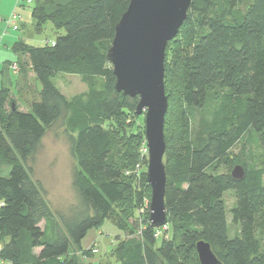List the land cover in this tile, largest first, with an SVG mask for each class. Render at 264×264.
<instances>
[{
    "label": "trees",
    "instance_id": "trees-1",
    "mask_svg": "<svg viewBox=\"0 0 264 264\" xmlns=\"http://www.w3.org/2000/svg\"><path fill=\"white\" fill-rule=\"evenodd\" d=\"M218 1L224 10L214 14L217 0H191L189 15L175 36L195 27L187 56L174 57L171 68L181 84L182 126L188 132L198 116L200 136L197 141L184 138L177 153L170 149L169 103L163 123L164 202L170 232L166 238L154 236L156 228L140 218L137 196L129 195L135 186L128 181L132 174L125 163L139 137L130 135L120 157L102 126L105 120L122 124L121 117L135 113L138 102V97L115 90L106 60L129 0L36 1L31 10L36 30L49 22L56 34L64 33L44 46L14 42L11 50L18 73L5 67L9 62L3 66L5 74L10 69L15 76L16 86L23 73L18 63L24 58L40 88L27 111L14 105L6 110L8 83L0 89V164L8 168L7 174L0 172V264H84L83 257L92 254L80 243L88 230L105 221L123 234L111 251L114 264H200L195 248L199 241L209 244L219 264H264V247L255 237L256 220L264 218V166L241 167L243 176L238 180L216 172L247 133L256 136L264 160V0ZM20 6L24 5L15 0V8ZM21 26L20 22L17 29H7L3 37ZM4 30L5 26L0 34ZM165 58L166 50L164 62ZM169 72L164 70L167 99ZM59 74L101 82L98 88L89 84L84 95L68 99L53 81ZM55 125L68 139L74 161L72 185L82 205L69 217L52 212L26 168L46 131ZM144 184L149 188L146 177ZM227 192L235 200L228 210ZM227 212L237 229L233 235Z\"/></svg>",
    "mask_w": 264,
    "mask_h": 264
},
{
    "label": "rangeland",
    "instance_id": "rangeland-1",
    "mask_svg": "<svg viewBox=\"0 0 264 264\" xmlns=\"http://www.w3.org/2000/svg\"><path fill=\"white\" fill-rule=\"evenodd\" d=\"M36 1L37 0L30 5L20 6L19 9L24 12L25 17V13L27 14V18L24 19L26 21L22 24V28L16 32L15 38L16 40L19 36L27 38L24 36L28 35L31 36V39H26L29 44L34 46H44L45 41H52L56 38V36H60L64 32L61 31V34H56L49 22H46L39 30H36L34 21L31 18V10ZM221 10H224V5L222 1L217 0L213 13L219 14ZM238 11H243V6H239ZM187 15H189V12H187ZM193 16L196 17V15ZM224 16L227 21L229 20L233 22L232 17H229L227 14H224ZM194 32L195 27H193L191 31L187 29L186 32H182L177 37L170 40L165 49L166 58L164 62V70H170V82L168 85L169 98L167 99V102L168 104H171L167 125V143L170 145V149L176 153L181 150V147L184 144V138H186L187 141H197L200 136V129L197 127L200 118L196 116V114V117H194L193 121H191V125L188 128L190 130H188V132L182 126V124H184L183 111L185 110L181 101V84L178 75H176L175 69L172 70L171 68L174 57L187 56ZM7 41L11 40L4 39L2 45L0 46V89L3 88V79L6 75L10 92V96L8 95L6 110H8L11 105H14L18 110L22 111L29 109L31 99L36 98L40 86H38L39 84L34 81L33 74L24 58H21L18 63L19 67H22L23 75H19L17 87L14 85L16 78L10 69L14 64L15 55L10 47L12 41L10 44H8ZM52 44L53 43H51V45ZM6 61L10 63L8 64L10 69H7L5 74L3 63ZM17 73L18 70L16 74ZM53 81L60 93L68 99L84 95L88 91L89 84L95 89L98 88L101 82L100 79L95 78L89 79L87 82L79 76L67 74H59L55 79H53ZM121 119L123 120L122 124L116 125L111 123L110 120H105L103 121L102 126L110 134L113 141V150L114 152H119L118 156L120 157L126 150L124 149V146L129 143L131 138L130 135L135 134L139 137V145L132 152V158L125 163V168H128L129 170L127 173L131 172L132 174L131 179L128 181L130 184L135 186L131 188L129 195L132 199L134 195L137 196V206H141L139 209L143 210L140 218L143 220V223H146L148 222L150 188H146L145 184L143 185V179L146 177L148 164V152L144 153L141 151L143 146H146L144 139L143 116H137L134 112H127L121 117ZM180 132L182 135H179ZM114 152L112 151V155H115ZM162 161L165 163L164 157ZM236 166H241L243 168H256L264 166L261 150L258 146L256 136L253 133H247L223 157L221 163L218 167H216V172L231 173ZM26 168L29 171L32 180L41 187L44 198L48 202L54 214L57 213L65 217H69L73 211H80L82 209L79 197L72 185L74 161L70 155V145L66 135L58 125H55L46 131L36 153L27 162ZM7 171L8 168L4 164H0V172L7 174ZM224 202L227 210L234 206L235 200L232 193L227 192L224 195ZM226 215L229 232L233 235L237 231L236 226L231 223L228 212ZM135 218L136 216L132 219L135 221ZM131 221L132 220H129L128 222L130 223ZM135 222L136 225H138V220ZM168 230L167 234H170ZM255 237L259 241L260 245L264 247V218L261 216H258L256 220ZM110 246L111 244L109 242L105 244L103 243V240L101 242L99 241L98 248L94 246L98 249V252L83 258L82 261L84 264H87L89 259L92 257L91 264H96L97 262L95 263V261L97 260L98 264H104V261H110L114 264V259L111 255H109Z\"/></svg>",
    "mask_w": 264,
    "mask_h": 264
},
{
    "label": "water",
    "instance_id": "water-1",
    "mask_svg": "<svg viewBox=\"0 0 264 264\" xmlns=\"http://www.w3.org/2000/svg\"><path fill=\"white\" fill-rule=\"evenodd\" d=\"M191 0H129L126 11L115 26L106 52L115 77V90L124 96L138 97L135 114L142 115L148 152L146 183L150 188L148 221L152 228L166 224L163 165L164 117L167 97L164 91V57L167 43L178 33L186 19ZM7 87L4 76L3 88ZM238 180L241 166L230 173ZM200 264H219L207 242L196 243Z\"/></svg>",
    "mask_w": 264,
    "mask_h": 264
},
{
    "label": "crops",
    "instance_id": "crops-1",
    "mask_svg": "<svg viewBox=\"0 0 264 264\" xmlns=\"http://www.w3.org/2000/svg\"><path fill=\"white\" fill-rule=\"evenodd\" d=\"M12 12H16L17 14L20 15L21 25L25 23L24 21H26V20H24V19L27 18V14L25 13V15H26V17H25L24 12L22 10H20L19 8H15V1L14 0H0V32L2 31V29L4 27L3 21L8 16H10ZM10 34L3 37V39L0 38V46L2 45V42L4 39L11 40L12 41L11 46L14 42H16L18 40L28 42L26 39L27 38L31 39V36L26 35L24 37H27V38H23V36H19L16 40V38H15L16 33H10ZM11 41H7L8 44H10ZM6 62L3 63V66L6 65ZM5 67L7 68L8 64ZM17 84H16V86H17ZM27 110L28 109L22 110V111H27ZM122 238H123L122 232L120 230H118L115 226H113L111 223L105 221L98 229L88 230L85 234V237L82 239L80 246H81L82 250H88L90 247H93V246L98 248L99 241L101 242L103 240V243L106 244L107 242H109L111 244L110 253H109V255H111V251L114 249V247L117 243V239H122ZM91 263H92V257H91V259H89L87 264H91ZM95 263L98 264V260L95 261ZM103 263L104 264H112L110 261H104Z\"/></svg>",
    "mask_w": 264,
    "mask_h": 264
},
{
    "label": "built area",
    "instance_id": "built-area-1",
    "mask_svg": "<svg viewBox=\"0 0 264 264\" xmlns=\"http://www.w3.org/2000/svg\"><path fill=\"white\" fill-rule=\"evenodd\" d=\"M33 1L34 0H16L17 4H20V5H30L33 3ZM20 22H21L20 15L17 14L16 12H12L11 15L8 17V19L6 21H4L5 30L0 34V38H2L4 36L7 29H10V28L13 30L17 29ZM11 69H12V72L14 74H16L17 68L14 64L12 65ZM141 151H143L144 153H147V148L145 145L143 146ZM142 212H143V210L139 209L138 213L142 214ZM167 230H168L167 225H163L160 228H156L154 236L158 237V238H161L162 236H164L166 238ZM88 251H90L91 254H96L98 252V249H96L93 246V247H90L88 249ZM83 258H85V257H83Z\"/></svg>",
    "mask_w": 264,
    "mask_h": 264
}]
</instances>
